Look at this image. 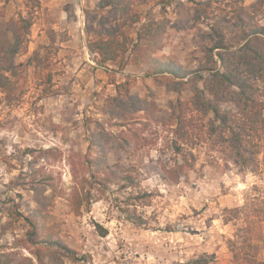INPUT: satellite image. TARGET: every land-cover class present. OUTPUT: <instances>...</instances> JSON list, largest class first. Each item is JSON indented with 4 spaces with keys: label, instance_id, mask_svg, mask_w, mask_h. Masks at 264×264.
<instances>
[{
    "label": "rangeland",
    "instance_id": "1",
    "mask_svg": "<svg viewBox=\"0 0 264 264\" xmlns=\"http://www.w3.org/2000/svg\"><path fill=\"white\" fill-rule=\"evenodd\" d=\"M39 1L26 49L15 58L19 74L11 78V97L0 91V226L10 212L28 214L35 205L32 185L44 181L45 195L52 192L48 184L56 188L47 224L69 250L60 255L63 264H231L226 242L244 224H225V210L242 206L248 194L254 214L264 208V160L261 173L250 174L204 164L201 157L179 183L169 181L163 175L173 156L169 128L148 119L154 115L146 116L144 107L166 109L191 93L145 77L147 66L137 63L133 49L143 23L165 19L163 47L154 56L192 72L205 62L202 47L213 19H198L188 0H138L133 7L140 21L127 29V51L102 66L100 54L88 49L97 38L98 17L107 13L99 8L102 0ZM0 6L6 19L26 13L23 0H0ZM93 16L94 29L87 30ZM126 96L144 108L128 124L108 113L114 98L127 108ZM100 130L127 137L131 149H108L105 159L113 169L120 159L133 186L83 181L92 171L87 160L98 155L91 135ZM72 172L79 190L90 188L93 195L76 213L68 198ZM256 228L264 259V221ZM26 231L18 221L0 237V250L32 258L22 246L11 248Z\"/></svg>",
    "mask_w": 264,
    "mask_h": 264
},
{
    "label": "trees",
    "instance_id": "2",
    "mask_svg": "<svg viewBox=\"0 0 264 264\" xmlns=\"http://www.w3.org/2000/svg\"><path fill=\"white\" fill-rule=\"evenodd\" d=\"M9 1L3 0L4 4ZM137 1L102 0L99 8L107 9V13L98 17L97 38L88 43L90 52L100 54V65L116 61L127 51V29L140 21L133 7ZM188 1L195 5L198 19L204 17L214 21L206 34L208 44L202 47L205 62L196 70L189 72L181 64L163 62L154 56L163 47L165 19H149L135 31L133 49L137 52V63L147 66L145 77L163 81L175 93H191L185 101L169 102L166 109L152 112L144 107L146 116L154 115L148 119L163 124L170 131L172 163L163 167V175L177 184L201 157L207 165L220 163L240 173H261L264 160V0H253L248 6L246 0ZM23 2L25 15L19 13L8 19L0 6V91L8 99L14 90L11 78L19 74L15 58L26 49L34 12L40 6L39 0ZM94 18L96 16L86 22L87 30L94 29L91 21ZM112 100L115 105L108 113L112 118L124 120L125 124L132 121L130 115L144 111L133 97L126 96L127 108L122 100ZM100 131L91 135L98 155L87 160V167L92 171L83 181L106 186L117 180L123 188L133 186L134 178L132 174L122 173L120 159L115 169L105 159L108 149L115 153L130 150L132 146L127 137L124 134L114 137ZM72 176L74 185L68 198L76 213L93 195L90 188L79 190L76 174L72 172ZM43 184L41 181L32 185L35 205L28 207L27 215L10 212L7 221L0 226L2 237L22 220L27 231L23 237L13 239L11 248L22 246L30 251L32 258L0 250V264H63L60 255L69 250L47 224L56 188L48 184L52 192L45 195L47 184ZM253 206L254 198L248 194L242 206L225 210V224L240 221L244 224L226 242L231 264H264L257 243L259 228H256L264 221V208L254 214ZM98 229L101 228L98 226ZM101 235L106 234L102 232Z\"/></svg>",
    "mask_w": 264,
    "mask_h": 264
}]
</instances>
